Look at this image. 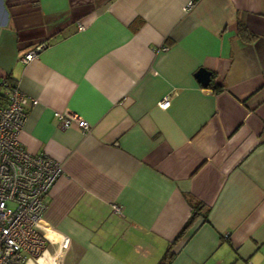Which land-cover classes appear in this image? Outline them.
Returning <instances> with one entry per match:
<instances>
[{
	"label": "crops",
	"instance_id": "1",
	"mask_svg": "<svg viewBox=\"0 0 264 264\" xmlns=\"http://www.w3.org/2000/svg\"><path fill=\"white\" fill-rule=\"evenodd\" d=\"M8 75L39 100L22 145L64 168L30 264H53L61 234L64 264H264V0H0ZM189 197L208 213L177 241Z\"/></svg>",
	"mask_w": 264,
	"mask_h": 264
},
{
	"label": "built area",
	"instance_id": "2",
	"mask_svg": "<svg viewBox=\"0 0 264 264\" xmlns=\"http://www.w3.org/2000/svg\"><path fill=\"white\" fill-rule=\"evenodd\" d=\"M191 6L192 1L188 8ZM42 48L40 44L27 52L22 60L31 61ZM1 89L4 97L0 99V264L36 263L53 242L48 235L44 213L51 189L64 168L48 154L31 153L20 141L28 108L39 100L7 78L0 81ZM171 101L172 98L166 96L159 105L167 108ZM56 115L66 127L76 123L86 131L91 129L84 118L60 111ZM113 207L115 212L123 214L122 205L114 203ZM61 236L58 241L61 253L56 264H64L70 248V237Z\"/></svg>",
	"mask_w": 264,
	"mask_h": 264
},
{
	"label": "trees",
	"instance_id": "3",
	"mask_svg": "<svg viewBox=\"0 0 264 264\" xmlns=\"http://www.w3.org/2000/svg\"><path fill=\"white\" fill-rule=\"evenodd\" d=\"M239 34L243 37H248L250 38L253 34V32L247 27V25L240 21L239 22ZM8 79V81L10 83H14V79L11 76H7L6 77ZM223 88L220 87V90H222ZM4 97V93L2 91V89L0 90V99H2ZM189 200L192 204V214L190 216V218L188 219V221L186 222L184 228L182 229V231L179 233L178 237H177V241L183 236V233L185 232V229H187V227L191 226L193 224V222L196 220V218L201 214V213H205V215L207 216L208 213V207L206 208V206L204 205V202L201 200H194L192 197H189ZM176 241V242H177ZM172 257V254L170 253V250H168L166 252V254L164 255V257L162 258V260L160 261L159 264H169L170 259Z\"/></svg>",
	"mask_w": 264,
	"mask_h": 264
},
{
	"label": "water",
	"instance_id": "4",
	"mask_svg": "<svg viewBox=\"0 0 264 264\" xmlns=\"http://www.w3.org/2000/svg\"><path fill=\"white\" fill-rule=\"evenodd\" d=\"M196 75L205 86L210 84L212 79V71L202 67L197 71Z\"/></svg>",
	"mask_w": 264,
	"mask_h": 264
},
{
	"label": "bare ground",
	"instance_id": "5",
	"mask_svg": "<svg viewBox=\"0 0 264 264\" xmlns=\"http://www.w3.org/2000/svg\"><path fill=\"white\" fill-rule=\"evenodd\" d=\"M54 241H55V240H54ZM51 256H53V258H54V259H53V260H54V261H53V264H56V261H57L58 257L60 256V253H59V254H58V253H56V254H52ZM43 258H45V257H43ZM43 258H42V259H43ZM42 259H41V260H42ZM41 260H40V262H41ZM40 262H39V264H40Z\"/></svg>",
	"mask_w": 264,
	"mask_h": 264
},
{
	"label": "rangeland",
	"instance_id": "6",
	"mask_svg": "<svg viewBox=\"0 0 264 264\" xmlns=\"http://www.w3.org/2000/svg\"><path fill=\"white\" fill-rule=\"evenodd\" d=\"M57 243H58V241H57ZM48 247H49V246H48ZM50 255H52V253H51Z\"/></svg>",
	"mask_w": 264,
	"mask_h": 264
}]
</instances>
